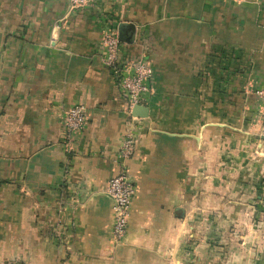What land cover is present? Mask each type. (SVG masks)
<instances>
[{
	"label": "crops",
	"instance_id": "0c3cea01",
	"mask_svg": "<svg viewBox=\"0 0 264 264\" xmlns=\"http://www.w3.org/2000/svg\"><path fill=\"white\" fill-rule=\"evenodd\" d=\"M123 23L122 60L154 71L147 118L103 62ZM263 88L264 0H0V264H264V239L219 242L249 212L264 231ZM130 128L136 193L115 242L105 190Z\"/></svg>",
	"mask_w": 264,
	"mask_h": 264
},
{
	"label": "built area",
	"instance_id": "2783aa9c",
	"mask_svg": "<svg viewBox=\"0 0 264 264\" xmlns=\"http://www.w3.org/2000/svg\"><path fill=\"white\" fill-rule=\"evenodd\" d=\"M68 1L74 9L87 7L91 3V0ZM236 1L243 2L246 0ZM121 45L122 42L119 40V36L116 32H106L102 39L103 62L113 70L126 98L127 112L132 115L134 107L147 103L149 93L152 90L151 81L154 71L151 64L143 58L137 57L122 60ZM256 94L262 100L264 108V88L259 89ZM87 119V108L83 104L74 105L64 112L65 142L69 147L73 145L76 134L86 127ZM136 142V129L130 128L123 138L122 146L119 151V160L122 165L121 170L119 174L108 181L105 190L114 201L115 242H123L128 233V221L136 193L128 164L136 155Z\"/></svg>",
	"mask_w": 264,
	"mask_h": 264
},
{
	"label": "rangeland",
	"instance_id": "374dc122",
	"mask_svg": "<svg viewBox=\"0 0 264 264\" xmlns=\"http://www.w3.org/2000/svg\"><path fill=\"white\" fill-rule=\"evenodd\" d=\"M263 119V118H262ZM264 185V184H262ZM243 220V226L246 228L247 224L249 223L250 228L252 226H255V228H258V223L260 222L261 218L260 215L253 214L249 212L247 215L244 216ZM233 229L222 232L224 238L221 239L219 242H255V240L262 241L264 239L263 232L264 231H253L250 228H244L241 225H235L233 224ZM197 238L193 240V242H201L202 239L199 238L198 235H196ZM200 240H199V239ZM219 236L217 233H214L212 236V241L218 242ZM262 238V239H261Z\"/></svg>",
	"mask_w": 264,
	"mask_h": 264
},
{
	"label": "water",
	"instance_id": "95a60500",
	"mask_svg": "<svg viewBox=\"0 0 264 264\" xmlns=\"http://www.w3.org/2000/svg\"><path fill=\"white\" fill-rule=\"evenodd\" d=\"M125 30H129L128 31V33H129L128 36L124 35V31ZM133 37H134V26L132 24H129V23L121 24L119 40L121 42L132 43L133 42ZM132 115L134 117H138V118H147L149 116V108L147 106H145V105H137L132 110ZM105 195L107 197L111 198V196L108 193H106V192H105ZM111 200L113 201L112 198H111Z\"/></svg>",
	"mask_w": 264,
	"mask_h": 264
}]
</instances>
